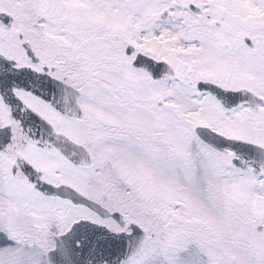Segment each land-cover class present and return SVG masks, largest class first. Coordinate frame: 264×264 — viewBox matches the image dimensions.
<instances>
[{"label":"snow or ice","instance_id":"snow-or-ice-1","mask_svg":"<svg viewBox=\"0 0 264 264\" xmlns=\"http://www.w3.org/2000/svg\"><path fill=\"white\" fill-rule=\"evenodd\" d=\"M0 264H264V0H0Z\"/></svg>","mask_w":264,"mask_h":264}]
</instances>
